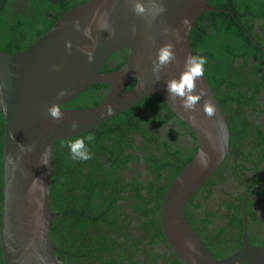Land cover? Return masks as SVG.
Instances as JSON below:
<instances>
[{
	"label": "water",
	"instance_id": "1",
	"mask_svg": "<svg viewBox=\"0 0 264 264\" xmlns=\"http://www.w3.org/2000/svg\"><path fill=\"white\" fill-rule=\"evenodd\" d=\"M134 2L89 0L67 11L23 51H0V109L5 119L0 227L4 264H62L51 239L53 221L61 216L53 211L51 202L56 143L92 132L153 96H159L199 142L195 156L163 196L161 230L170 250L182 264H264V247H251L246 238L238 252L217 259L187 218L191 199L228 157L232 134L204 75L193 93L202 89L204 95L190 112L183 109L179 98H169L166 82L180 78L186 58L193 56V27L202 15L216 9L209 6V0H140L145 14L137 16ZM160 6L166 11L159 12ZM77 21L82 30L91 28L93 40L84 37L82 30L75 31L72 24ZM105 24L107 30L102 28ZM66 41H71L70 50ZM168 44L174 46L176 59L158 74L153 73L159 49ZM93 49L94 60L89 63L84 52ZM124 50L127 59L121 68L101 71L107 60ZM132 83L134 87L128 89ZM96 84L108 86L99 105L62 108ZM61 90L67 93L63 97L59 96ZM53 104H59L63 112L60 121L48 115ZM206 107L213 108L211 116ZM74 120L79 121L77 129L72 128Z\"/></svg>",
	"mask_w": 264,
	"mask_h": 264
},
{
	"label": "flooded vegetation",
	"instance_id": "2",
	"mask_svg": "<svg viewBox=\"0 0 264 264\" xmlns=\"http://www.w3.org/2000/svg\"><path fill=\"white\" fill-rule=\"evenodd\" d=\"M213 2L219 5L212 7L216 9L214 12L223 14L217 17V22L225 21L226 15H229L243 33L240 35L232 31L235 32L234 42L227 41L232 46L226 52L234 54L235 59L229 63L218 59L225 76L212 78V82L218 81L215 88L222 99L219 102L220 105L224 102L222 110L229 128L233 130H230L231 150L210 184H205L191 199L187 209L189 207L195 232L221 260L242 249L245 238L251 247H264V0H226L224 5L219 0ZM112 57L103 64L107 68L105 73L121 68L127 59L123 51ZM223 73L219 76H223ZM107 92V88L94 89L87 98L94 103ZM242 92L243 99L240 98ZM156 97L159 96L150 97L151 101L135 108L130 120L120 121L119 118L118 125L117 121L109 120L108 127H101L97 133L105 135L104 129L111 128L114 131L112 135H115V139H105L101 144L99 163H94L108 171L114 168L121 178L113 190L108 187L96 188L106 195L110 194V199L117 191L120 196L133 198L136 194L134 189L145 197L158 189L162 193L161 189L171 172L177 171L197 152L199 142L196 134L163 100L166 107ZM90 103L84 102V105ZM69 143L64 144L61 150L64 158L68 155L66 159L74 165L77 162L70 157ZM108 158L112 161H107ZM89 165L80 164L85 171ZM108 171H99L98 174L106 176ZM119 205L123 207L137 241L146 239V235L138 231L142 227L139 213L129 207L133 204L125 201ZM139 248L134 260H139L140 264L182 263L176 256L181 263L175 259L165 239H156L154 243L142 240Z\"/></svg>",
	"mask_w": 264,
	"mask_h": 264
},
{
	"label": "trees",
	"instance_id": "3",
	"mask_svg": "<svg viewBox=\"0 0 264 264\" xmlns=\"http://www.w3.org/2000/svg\"><path fill=\"white\" fill-rule=\"evenodd\" d=\"M87 1L89 0H0V51L6 54L23 51L47 33L67 11ZM225 1L219 0V3L224 5ZM209 6L217 8L219 5H215L213 0H209ZM221 15L223 14L218 12L202 15L191 33L193 55H202L207 58L204 76L218 101L222 100L215 88L218 81L212 82V78L213 76H225L223 65L218 63V59L219 61L226 60L228 63L235 59L234 54L226 52L232 46L227 41H233L235 32L232 33V31L234 30L243 35L242 29L235 25L233 17L232 19L226 15L225 21L217 22V17ZM206 23L209 25L207 26ZM235 36L239 38L237 35ZM123 52L127 57V50ZM212 61L215 62L212 64ZM106 69V65L102 66L103 72ZM222 73L223 76H219ZM133 87L134 83L128 89ZM101 88L108 89V86L104 84L92 85L62 108L79 110L99 105L106 95L99 101H95L96 103L94 101H92L94 103H90L87 97L94 89L101 90ZM156 98L160 99L163 106L166 107L160 97ZM240 98L243 99V92ZM149 101H151L149 98L142 101L110 121L116 122L119 118H121L120 121L130 120L132 111ZM84 102L90 104L84 105ZM223 105L224 102L221 103L222 109L224 108ZM119 122L117 121V125ZM108 123L98 126L92 132L78 136L85 139L88 135L95 136L94 142L97 144H88L92 154V158L88 161H75L77 163L71 165V162L66 159L68 155L64 158L61 147L77 137L58 141L55 146L51 202L53 211L61 214V216L53 221L51 239L57 248L56 255L62 264H140V261L134 260V258L140 251L139 244L141 241L151 240L154 243L156 239H164L161 230L163 196L175 177L193 159L196 153L195 151L194 155L184 162L177 171L171 172L166 185L161 189L162 193L158 189L157 192H149V195L145 197L140 191L134 189L136 194L133 198L125 195L120 196L117 191L110 199V194L106 195L103 191H97L96 188L108 187L109 190H113L115 184L121 182V178L114 168L108 171L103 167L100 168L99 164H94L99 163L98 155L101 153L99 148L105 139H115V135H112L114 131L111 128L104 129L105 135H98L100 128L108 127ZM230 130L233 132L232 128ZM4 131L5 119L0 109V224L3 205ZM106 160L109 161L110 159ZM83 163L84 166L91 164L87 171L83 170V166H80ZM99 171H108V175L98 174ZM209 182L211 179L207 183ZM91 184L97 186L91 187ZM125 201L133 204L129 207L134 208L139 213L142 227L138 231L145 234L146 239L137 241V235L132 232L127 221L128 217L123 207L119 205ZM144 218H146L145 222ZM187 218L195 230L189 214V207ZM175 259L178 260L176 257ZM178 262L180 261L178 260ZM0 264H4L1 251Z\"/></svg>",
	"mask_w": 264,
	"mask_h": 264
},
{
	"label": "clouds",
	"instance_id": "4",
	"mask_svg": "<svg viewBox=\"0 0 264 264\" xmlns=\"http://www.w3.org/2000/svg\"><path fill=\"white\" fill-rule=\"evenodd\" d=\"M133 11L137 16H142L145 14V7L140 2V0H135ZM166 11V9L163 8V6L159 7V12L163 13ZM104 16H107V13L103 14ZM185 24L188 23V21H184ZM72 27L75 29V31L80 32L81 26L79 22H74L72 24ZM107 25H103L102 28L107 30ZM84 37H86L89 40H93L92 31L91 28H85L82 30ZM133 32H135V28L132 29ZM110 35L114 36V32H110ZM65 47L69 50L72 47L71 41H66ZM84 54L87 56L89 63L93 62L94 60V49L89 51H85ZM176 59L175 55V48L173 45L168 44L163 47H161L157 54V59L153 62V73H159L162 69L166 68L168 65H170L174 60ZM207 64V58L202 55H193L189 56L185 60L184 64V71L181 74L180 78L178 80L173 79L166 82L167 87V93L169 95V98H179L182 102V107L186 112L194 111L196 104L198 100L204 95L203 90L201 89L199 94L194 95V91L196 88V83L199 81L205 71V65ZM67 93L63 90L59 92V96L63 97ZM206 114L211 116L213 114V108L212 107H206L205 109ZM48 115L56 121H60L63 119V112L61 111L59 104H53L48 109ZM79 127V121H73L72 122V128L77 129ZM87 141V143H86ZM95 136L94 135H88L85 138L77 137L74 140H72L68 144V149L70 153V157L74 161H88L92 158V154L88 148V144L94 143ZM47 151V150H45ZM204 154L201 153V156ZM8 162L10 164L13 163L12 159L9 158ZM203 162V161H202ZM43 165L47 166V161L43 162Z\"/></svg>",
	"mask_w": 264,
	"mask_h": 264
}]
</instances>
